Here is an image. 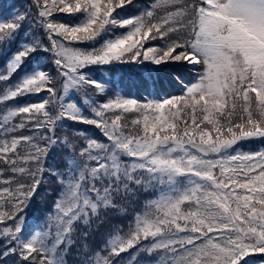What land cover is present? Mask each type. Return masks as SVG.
Wrapping results in <instances>:
<instances>
[{
	"label": "snow or ice",
	"instance_id": "obj_1",
	"mask_svg": "<svg viewBox=\"0 0 264 264\" xmlns=\"http://www.w3.org/2000/svg\"><path fill=\"white\" fill-rule=\"evenodd\" d=\"M128 6L136 0H31L33 22L49 43L26 35L8 57L0 70V105L48 95L7 106L0 115V264H66L77 238L80 264H122L123 253L138 264L140 253L157 251L155 264H257L255 256L264 264V149L235 148L240 141H264V0H153L125 18ZM9 7L0 18V50L17 42L31 17L30 10ZM57 13L76 22H57ZM118 28L127 31L115 34ZM101 40L90 50L72 46ZM148 40L163 43L145 48ZM39 52L52 55L61 88L39 64L9 83ZM146 61L199 70L194 82L180 81L179 96L141 103L87 95V87L100 94L107 87L91 77V66ZM81 92V103L69 98ZM64 121L95 126L108 143L86 138L77 150L57 135ZM26 130L32 134L17 135ZM58 146L67 152L63 171L45 167ZM45 175L62 186L55 212L45 228L27 234L25 210ZM140 189L157 196L123 235L122 226H114L103 246L90 248L93 228L105 223L109 210L126 213L120 201Z\"/></svg>",
	"mask_w": 264,
	"mask_h": 264
},
{
	"label": "trees",
	"instance_id": "obj_2",
	"mask_svg": "<svg viewBox=\"0 0 264 264\" xmlns=\"http://www.w3.org/2000/svg\"><path fill=\"white\" fill-rule=\"evenodd\" d=\"M152 2L153 0H136V6H128L127 10L123 11L121 15L125 18L135 16L144 11L145 6ZM9 5H14L21 13L30 10L31 17L24 22L17 42L11 45L9 49L0 50V70L3 69L8 57L17 51L20 44L25 42L26 35L28 38L39 39L45 45L49 43L48 35L33 22L36 17V10L34 8L30 9L31 0H0V18H2L5 13L11 11ZM78 15L79 14H77V16ZM76 18V16H70L68 14L57 13L55 15V20L57 22L75 23ZM126 31L127 29L124 28L114 30L115 34H121ZM102 42L103 41L101 40L95 45L83 43L73 44L72 46L90 50L93 46L99 47V44ZM162 43L163 41L161 40H148L144 47H158ZM37 64L41 65L44 70L48 71L49 74L55 78L56 87L59 90L61 88L62 78L58 75L57 68L53 63L52 55L44 52H39L34 58L26 61L24 70L15 75L9 83L18 80L24 75L25 71H30L32 67ZM198 70L197 67L185 65L183 63H169L167 65L157 66L150 61H146L143 64L114 62L110 65H93L89 69L91 77L98 81H105L107 87L103 94L96 92L92 87H87L85 91L88 96L97 102H103L119 95L125 98H134L143 103L145 100L151 98H165L181 95L183 93V85L194 82ZM177 76L180 78L179 81L175 79ZM180 81L183 82V85ZM2 90L3 85H0V91ZM47 95L48 93L44 91L39 94H29L18 97L15 101L8 102V105H0V115L3 114V110L7 106L38 103ZM84 95V92L74 93L71 94L69 98L75 100L77 103H81ZM84 107L86 109L85 114L91 115L90 111L87 110V106ZM125 117L127 120H131L135 117V114H125ZM18 119L19 118H17V120ZM64 124V128L57 130V135L61 138L67 136L75 144L77 150L85 145L86 138H94L98 142L108 143L101 130L95 126L73 123L71 121H64ZM80 132H83L86 135H78ZM20 134L29 135L32 134V132L26 130L23 133H17V135ZM235 148L243 152H255L264 149V141L259 139L240 141ZM66 157L67 152L65 148L63 146H58L49 152L48 158L45 161V167L58 168L63 171L65 168ZM61 187L62 186L56 182L54 177L45 175V182L40 189H38V194L33 197L32 202L25 210V231L27 234H30L35 229H42L47 226V218L50 214H54L55 212L54 205ZM156 196V190L144 191L140 189L137 190L136 195L130 200L120 201L121 205L127 209L126 213L120 214L109 210L105 217V223L101 225L98 230H96L95 227L93 228L88 240L90 248L97 249L103 246L109 235L113 234L114 226H122L123 232H121V235H123L124 232L127 231L128 225L133 220V217L137 213H143L146 202L156 198ZM29 218H32L34 222L30 223L28 220ZM84 230L83 225H81L77 229V232H83ZM79 247L80 241L77 238V243L73 245L66 256V264H80L78 252ZM131 251L135 252V249ZM160 255V251L154 252L151 256H148L145 253H140L137 258L138 264H155L156 258ZM122 256V264H129L130 254L123 253ZM252 259L259 264L262 257L255 256Z\"/></svg>",
	"mask_w": 264,
	"mask_h": 264
},
{
	"label": "rangeland",
	"instance_id": "obj_3",
	"mask_svg": "<svg viewBox=\"0 0 264 264\" xmlns=\"http://www.w3.org/2000/svg\"><path fill=\"white\" fill-rule=\"evenodd\" d=\"M194 67H197V68L199 69V66H198V65H197V66H194ZM153 198H154V197H153ZM28 220L30 221V223L34 222L32 218H29ZM32 232H33V231H32ZM32 232H31V233H32Z\"/></svg>",
	"mask_w": 264,
	"mask_h": 264
}]
</instances>
